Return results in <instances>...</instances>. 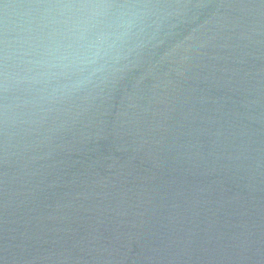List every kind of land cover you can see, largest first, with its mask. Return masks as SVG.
<instances>
[{"label": "water", "instance_id": "water-1", "mask_svg": "<svg viewBox=\"0 0 264 264\" xmlns=\"http://www.w3.org/2000/svg\"><path fill=\"white\" fill-rule=\"evenodd\" d=\"M0 264H264V0H0Z\"/></svg>", "mask_w": 264, "mask_h": 264}]
</instances>
